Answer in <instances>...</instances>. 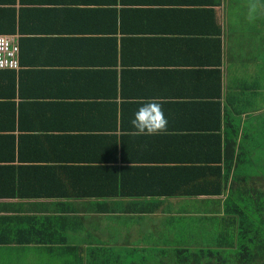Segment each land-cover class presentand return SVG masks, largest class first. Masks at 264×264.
<instances>
[{
	"label": "crops",
	"instance_id": "0c3cea01",
	"mask_svg": "<svg viewBox=\"0 0 264 264\" xmlns=\"http://www.w3.org/2000/svg\"><path fill=\"white\" fill-rule=\"evenodd\" d=\"M254 2L0 0V34L19 45V68L0 69V264H125L149 247L135 242L148 217L225 216L229 184L204 190L227 143L264 173ZM149 99L167 129L139 135Z\"/></svg>",
	"mask_w": 264,
	"mask_h": 264
},
{
	"label": "trees",
	"instance_id": "16d2710c",
	"mask_svg": "<svg viewBox=\"0 0 264 264\" xmlns=\"http://www.w3.org/2000/svg\"><path fill=\"white\" fill-rule=\"evenodd\" d=\"M236 148L235 141L226 145V172L207 175L217 188L204 190L206 194H219L229 184L222 207L225 216L219 222L224 223L215 244L199 248L142 247L140 257L138 249H131L125 264H264V188L255 185L264 183V173L252 171L251 165L241 166L244 159L233 156Z\"/></svg>",
	"mask_w": 264,
	"mask_h": 264
},
{
	"label": "rangeland",
	"instance_id": "374dc122",
	"mask_svg": "<svg viewBox=\"0 0 264 264\" xmlns=\"http://www.w3.org/2000/svg\"><path fill=\"white\" fill-rule=\"evenodd\" d=\"M256 168L252 167L254 171ZM264 188V183H256ZM143 224V235L136 238L137 244L143 246L171 245L199 248V246H212L216 242V235L219 233L223 223L222 218L197 207H181L178 211L171 209L170 212L154 217H148ZM219 229H218V226ZM155 228V229H154ZM215 240V241H214ZM141 250L138 249L137 256L140 257Z\"/></svg>",
	"mask_w": 264,
	"mask_h": 264
},
{
	"label": "clouds",
	"instance_id": "9594fccd",
	"mask_svg": "<svg viewBox=\"0 0 264 264\" xmlns=\"http://www.w3.org/2000/svg\"><path fill=\"white\" fill-rule=\"evenodd\" d=\"M256 7L255 2L250 5V10ZM131 126L139 135H154L167 129L168 121L164 116L163 108L156 99L146 100L133 113Z\"/></svg>",
	"mask_w": 264,
	"mask_h": 264
},
{
	"label": "built area",
	"instance_id": "2783aa9c",
	"mask_svg": "<svg viewBox=\"0 0 264 264\" xmlns=\"http://www.w3.org/2000/svg\"><path fill=\"white\" fill-rule=\"evenodd\" d=\"M19 68L18 42L4 34H0V69Z\"/></svg>",
	"mask_w": 264,
	"mask_h": 264
}]
</instances>
